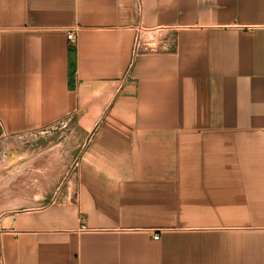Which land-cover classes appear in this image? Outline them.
Segmentation results:
<instances>
[{
	"label": "crops",
	"instance_id": "1",
	"mask_svg": "<svg viewBox=\"0 0 264 264\" xmlns=\"http://www.w3.org/2000/svg\"><path fill=\"white\" fill-rule=\"evenodd\" d=\"M58 124L2 264H264V0H0V140Z\"/></svg>",
	"mask_w": 264,
	"mask_h": 264
},
{
	"label": "rangeland",
	"instance_id": "2",
	"mask_svg": "<svg viewBox=\"0 0 264 264\" xmlns=\"http://www.w3.org/2000/svg\"><path fill=\"white\" fill-rule=\"evenodd\" d=\"M69 131V127H63L62 124H58L53 128L47 127L34 130L32 136L28 135L27 139L24 140H13L9 136L0 140V220L7 213L16 210H28L29 208L39 205V202L44 205L57 202L56 195L53 201H51V197L69 185L78 166V159L74 160L68 172L61 174L59 168L62 167L60 165L62 161L58 158V148L53 150L51 148L55 144L57 145V141H63L67 134H69ZM64 133H66V135ZM61 135H63V137L59 140L58 138ZM82 143V146L85 145L84 141ZM40 149L42 150L41 152H39ZM48 149L51 151H48ZM20 150L24 152L37 151L33 168L31 167V170L27 169V154L24 152H17L23 154L24 158L21 164L24 165V168L18 175L10 179L7 183H4L5 177L8 176L11 171V169H5L4 162L12 156L14 151ZM40 153H42V155H40ZM2 178H4L3 183L1 181ZM28 195L34 197V204L31 203L30 205H23L17 208L7 207L6 203H9L12 199L18 198L19 203H21L25 201ZM0 264H2L1 251Z\"/></svg>",
	"mask_w": 264,
	"mask_h": 264
},
{
	"label": "bare ground",
	"instance_id": "3",
	"mask_svg": "<svg viewBox=\"0 0 264 264\" xmlns=\"http://www.w3.org/2000/svg\"><path fill=\"white\" fill-rule=\"evenodd\" d=\"M23 158H24L23 154L15 153L12 158L13 161L10 160L4 163L5 169H11L12 172L10 171L8 176L5 175L6 176V177L4 176L5 179L4 178L1 179L2 183H3V179L5 180L4 183H7L8 181H10V179L18 175L23 170L24 165L21 164L23 162ZM17 203H19L18 198L14 200L12 199L11 201H9V203H6V204H7V207H14L15 205H18Z\"/></svg>",
	"mask_w": 264,
	"mask_h": 264
},
{
	"label": "built area",
	"instance_id": "4",
	"mask_svg": "<svg viewBox=\"0 0 264 264\" xmlns=\"http://www.w3.org/2000/svg\"><path fill=\"white\" fill-rule=\"evenodd\" d=\"M67 37L70 41L74 42L76 39V32L75 30L69 31L67 34ZM141 47V36H138L136 44H135V49L136 51H139V48ZM34 130L30 131V132H26V133H20V134H15V135H11L9 136L11 139L13 140H24L27 139L28 135L32 136ZM153 239L154 240H158L159 239V233H155L153 235Z\"/></svg>",
	"mask_w": 264,
	"mask_h": 264
},
{
	"label": "trees",
	"instance_id": "5",
	"mask_svg": "<svg viewBox=\"0 0 264 264\" xmlns=\"http://www.w3.org/2000/svg\"><path fill=\"white\" fill-rule=\"evenodd\" d=\"M72 52H74V49H71ZM74 73H75V60L73 59V57L70 60V81H73L74 78Z\"/></svg>",
	"mask_w": 264,
	"mask_h": 264
}]
</instances>
